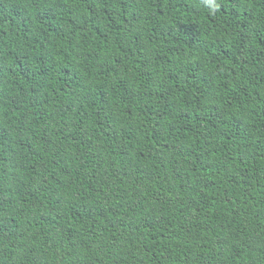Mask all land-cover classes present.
<instances>
[{
    "label": "trees",
    "instance_id": "obj_1",
    "mask_svg": "<svg viewBox=\"0 0 264 264\" xmlns=\"http://www.w3.org/2000/svg\"><path fill=\"white\" fill-rule=\"evenodd\" d=\"M0 264H264V0H0Z\"/></svg>",
    "mask_w": 264,
    "mask_h": 264
}]
</instances>
